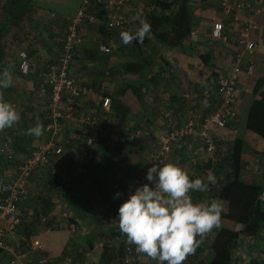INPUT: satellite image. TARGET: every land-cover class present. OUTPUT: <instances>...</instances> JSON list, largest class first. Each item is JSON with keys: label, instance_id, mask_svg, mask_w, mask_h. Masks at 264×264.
<instances>
[{"label": "crops", "instance_id": "0c3cea01", "mask_svg": "<svg viewBox=\"0 0 264 264\" xmlns=\"http://www.w3.org/2000/svg\"><path fill=\"white\" fill-rule=\"evenodd\" d=\"M82 1L33 0V13L27 14L20 23V28L22 25H27L25 32L29 34L28 38L18 41L15 35L21 34L22 31L20 28H12L1 40L4 62L0 71L8 70L12 75L13 83L6 89H0V94L13 107L16 105L15 100L22 104L21 109H18L19 106L16 108L18 112L21 111V119L12 127L0 130V141L4 132L15 133L11 142L16 154L13 166L0 165L1 179L6 174L14 175L10 171H15L14 167L25 160L41 142L48 139L44 128L49 122L50 115L49 87L42 84L43 74L59 55V40L67 21L75 15ZM150 1L130 0L124 3L122 11L128 22L121 29L107 30L105 25L100 29L98 23L82 25L85 40L75 61L71 64L70 75L78 84L102 89V94L110 99L108 110L100 111V123L93 132L97 143L100 142L98 149L104 142L112 145L120 141L124 147V162L114 171L120 186L107 201L95 197L93 193L89 194V200L85 198L87 180L83 176V171L78 169V165L83 159L84 131L87 127L79 126L74 119L83 109L77 102L74 118L65 116L60 120L64 135L59 139L62 154L58 159V165L43 169L37 176H32L29 179L27 191L21 198L24 211L22 225L10 241L14 243L20 237H26L31 242L41 244L40 248L30 251L31 262L47 258L66 264H79L72 260V255L85 239L92 240L96 245L93 225L101 216L105 215V223H109V226L112 224L113 227H111L116 228L115 221H119L117 218L119 206L127 198L123 181L137 174L138 169L148 164L149 154L162 142L166 128H177L184 123L182 120L187 118L186 114L178 121L175 118L168 121L166 115L169 117L171 113L177 112L180 95L193 98L195 88L200 89L199 87L202 88L213 82L215 74L212 71L226 66V50L222 49L220 44H211L209 40L211 25L214 21H222L229 33L233 28L231 18L223 15L218 8L217 0H192V32L190 44L187 47L165 48L150 34L146 35L142 42L134 39L125 45L120 33L135 32L139 29L140 20H146V14L152 8ZM51 14L54 16L52 17ZM251 38L255 48L253 52L245 53L242 66L251 63L254 72L250 75L243 72L239 78L238 113L235 119L229 121L230 127L211 128L212 135L225 145L235 138L244 137L249 106L263 87L261 79L264 73V16L257 20V28ZM99 44L109 46L110 53L99 52L97 48ZM19 49L27 52L31 63V70L27 76L21 75L18 71ZM138 49L142 51V54ZM204 52H208L212 57L215 65L212 71H207L198 57ZM136 61L141 63L142 71L138 73L118 71L125 62L135 63ZM124 83H132L142 88L143 96L140 102L130 90H126L121 97L117 95L116 91ZM19 96L22 98L17 99ZM114 100L125 107L122 114L120 112L115 114L113 111ZM31 109H33L32 113ZM197 110L199 107L195 109ZM37 123H42L44 126L42 135L39 137L29 135L27 130ZM192 142L194 144L193 139ZM176 146L172 145L171 154H168L165 164L172 162L179 165L175 151L179 146ZM197 150L200 151L198 148ZM186 152L190 153L188 150ZM194 155L191 153L190 158L194 159ZM241 160L240 178L245 183H254L257 187H261L263 192L261 197L264 200V160L263 165H260L258 156L248 147L242 152ZM190 162L186 161L180 167L184 170L191 169L187 171L191 178L200 176L201 171H195V167ZM55 182L59 185L52 188ZM216 184L218 185V182ZM41 188L43 190H40ZM39 190L44 192L41 194ZM35 191L39 192L34 194ZM117 192L121 193L119 197H115ZM197 193L193 192L192 196L196 198V196L204 195L202 192L197 191ZM223 206H225L224 203ZM65 223L75 224L76 232L71 233L65 227ZM231 228L240 230L241 225L232 223ZM259 237L261 240L258 239V241L252 238L240 240L233 254L232 264H245L248 259L259 257L264 259V230ZM210 255V252L203 248L199 259L207 262ZM102 261L101 250L95 246L94 250L87 254L83 264H100ZM0 264H8L5 254H0Z\"/></svg>", "mask_w": 264, "mask_h": 264}, {"label": "built area", "instance_id": "2783aa9c", "mask_svg": "<svg viewBox=\"0 0 264 264\" xmlns=\"http://www.w3.org/2000/svg\"><path fill=\"white\" fill-rule=\"evenodd\" d=\"M128 1L130 0H83L75 15L67 21L59 40V55L54 63L48 66L42 79V84L49 87L50 115L49 122L44 128L48 139L41 142L25 160L14 167L15 171H10L14 175L6 174L3 179H0V254L7 256L8 264H66L47 258H40L35 262H31L29 259L30 251L40 248L41 244L31 242L26 237H20L14 243L10 239L15 236L22 225L24 211L21 206V198L27 191L29 179L32 176H37L39 171L43 169L54 168L58 165V159L62 154V147L59 145L61 140L59 139L64 135V128L60 120L65 116L74 118L73 114L77 102L82 105L83 109L74 119L79 126L87 127L84 131L83 152L87 148L90 150L95 148V139L91 130L99 126L100 111L108 110L110 99L102 94V89L76 83L70 75V67L85 40L82 25L84 23L97 24L96 8L104 5L107 11L104 25L107 30L121 29L128 22L122 11L123 4ZM217 4L223 15L231 18L233 23L230 33L226 31L225 25L220 20L214 21L210 30V43L220 44L222 49L227 52L226 66L219 68L217 71H212L215 75L211 85H206L205 88L198 91L199 96L195 92L193 95V98L198 96L199 106L202 107L198 111L203 113L206 108L205 104L211 100L212 95L216 99V109L201 119H199L200 117L197 116L195 110L189 109L186 121L178 130L165 131L159 147L155 152L149 154L148 164L141 167L137 174L123 181L127 196L134 191L136 186L149 183L146 180L147 169L153 163L165 164L166 156L171 152L172 145L184 146L186 151H191L196 143H201L202 149L205 148V152L211 156L210 160L212 162L216 161L215 155L219 153V149L221 150L222 147L220 144H216L211 128L225 127L226 123L231 119H235L238 113L237 84L239 78L243 72L247 75L254 72L252 64L246 63L243 67L242 60L245 53L254 51L255 44L251 35L257 28V20L264 16V0H217ZM51 16L53 17L54 14H51ZM97 48L101 53L108 54L111 51V48L105 44H99ZM17 57L19 73L27 76L31 70L27 52L24 49H19ZM166 118L168 121L172 120L168 115H166ZM196 126L199 128L195 129ZM197 130L200 131L197 132ZM14 136V132H4L0 141V157L8 162L9 167L13 166L12 164L16 159L11 142ZM184 139L186 141H183ZM198 152L196 149L194 154ZM208 170L215 174L212 167ZM208 170L205 172L206 176ZM212 186L218 188L217 184H210L208 191L202 192L203 196H196V198L192 196L194 202H208L214 198L210 193ZM196 194L198 193L196 192ZM65 225L71 233L76 232L75 224L65 223ZM210 236V231H208L197 237V240L204 241L205 238ZM101 244L100 241H97L96 247L101 248ZM199 245L201 246L200 242L197 246ZM124 249L125 253L121 264H156L154 259L138 252L136 245L129 241L125 244ZM188 255L182 264H189Z\"/></svg>", "mask_w": 264, "mask_h": 264}, {"label": "trees", "instance_id": "16d2710c", "mask_svg": "<svg viewBox=\"0 0 264 264\" xmlns=\"http://www.w3.org/2000/svg\"><path fill=\"white\" fill-rule=\"evenodd\" d=\"M0 1L1 67L4 62L1 40L4 34L8 33L10 29L20 28V23L27 14L33 13V0ZM150 3L152 8L146 14V21L151 25L150 36L165 48L181 49L189 46L193 20V6L191 0H151ZM96 12L97 23L101 29L106 22L104 5L98 6ZM138 48L141 49L140 46H138ZM139 51L140 54H142V51ZM198 57L202 65H204V67L206 66L207 71L213 70L215 65L208 52H204ZM142 70L143 67L139 61L135 63L125 62L118 69L121 73H138ZM261 83L263 89L260 87L261 90L258 91L257 97L251 102L248 109L244 137L242 139L235 138L229 141L230 143H226V145L216 139V137L214 138L216 144H220L222 147L221 150L219 149V153L215 155V162L210 160L211 156L205 152V148L202 149L201 143H196L190 153L186 152L184 146H180L175 150L177 153L176 161L179 163L178 166H181L186 161H191L190 164L195 167L194 170L201 171L200 176L203 177L206 176L205 172L212 167V170L215 171L218 188L212 186L210 193L214 197L220 198L225 204L221 213L219 225L211 229V236L205 238L204 241L200 240L201 246H196L195 250L188 255L189 264H232L234 259L233 254L238 248L240 240L252 238L254 241H258V239H260V233L264 230V200L261 197L263 193L262 188L257 187L254 183H245L240 178V171L242 170L241 155L246 147H248L253 154L258 156L260 165H263L264 73ZM205 86L202 88L199 87L200 89L195 88L194 92L199 96L200 93H198V91L205 88ZM126 90H130L139 102L142 100L143 94L140 86L132 83H124L119 87L116 93L121 97ZM197 97L186 98L180 95L177 102V112L174 114L171 113L172 117H169L171 119L175 118L176 121H178L181 117L184 118L189 109L195 110L198 107L200 109L201 107L199 103H197L199 100ZM214 98V95H212L211 100L205 104L206 108L203 113L198 110L196 111L198 114L197 116L200 117L199 119L204 118L216 109V99ZM113 102V111L115 114H117V112L122 114L125 111V107L116 100ZM196 105H198V107H196ZM183 121L185 122L186 119L184 118L182 122ZM181 125H179V127ZM230 126L231 124L227 122L226 126L220 129H226ZM179 127L172 128L171 130H178ZM196 128L199 127L196 126L195 129ZM169 130V128H166L165 131ZM199 131L200 130H197V132ZM91 133L95 139V148L92 150L87 148L85 150L83 159L78 165V169L83 171V176H85L87 180L85 185L87 189L85 198L89 200V194L93 193L95 197H100L107 201L120 186L114 171H116V168L121 167V164L124 162V147L121 145L120 141L112 145L104 142L101 148L98 149L100 142L97 143L93 130H91ZM134 133L133 131V136ZM183 141L186 140L184 139ZM155 148L150 154L156 151L157 148ZM197 148L199 150L202 149L205 153L201 150L195 153L193 156L194 159H191L190 154L194 153ZM170 154L171 153H169V155ZM0 165L5 167L8 165V162L3 157H0ZM138 171H140V169H138ZM58 185L59 183L55 182L52 188H56ZM125 196L128 198L126 194ZM105 219L106 217L104 215V217L102 216L93 225L95 240L102 243L100 250L103 261L100 264H121L125 253V244L128 241L127 236L120 231L119 221H115V219L114 221L117 226L116 228H112V224V227L109 226V223H105ZM232 223L240 224L241 229L235 230L231 228ZM94 245L95 243H93L92 240H83L72 255V260L76 263L83 264L87 254L94 250L96 246ZM203 248L204 250H208L211 254L207 262L199 259ZM245 264H264V259L261 257L248 259Z\"/></svg>", "mask_w": 264, "mask_h": 264}, {"label": "clouds", "instance_id": "9594fccd", "mask_svg": "<svg viewBox=\"0 0 264 264\" xmlns=\"http://www.w3.org/2000/svg\"><path fill=\"white\" fill-rule=\"evenodd\" d=\"M151 25L144 19L135 32L122 31L120 37L127 45L142 42L150 34ZM8 70L0 71V89L12 86ZM21 119L20 113L0 94V130L12 127ZM43 124L30 127L29 135H42ZM145 183L136 186L119 206L120 231L136 250L154 259L156 264H182L195 250L202 236L219 225L223 201L214 197L208 202H194L192 192H206L217 182L208 170L206 177L191 178L189 173L175 163H153L146 172ZM120 192L115 194L119 197Z\"/></svg>", "mask_w": 264, "mask_h": 264}, {"label": "rangeland", "instance_id": "374dc122", "mask_svg": "<svg viewBox=\"0 0 264 264\" xmlns=\"http://www.w3.org/2000/svg\"><path fill=\"white\" fill-rule=\"evenodd\" d=\"M191 2H192V0H191ZM218 8L220 9L219 5H218ZM71 11H72V9H71ZM30 17H31V16H30ZM26 27H27L26 24L21 26V28H20V30L22 31L21 34H19V33L16 34V33H15V34H16L15 36H17L16 39H17L18 41H20V40L23 41L22 38H23L24 40H25L26 38H28V35H29V34L25 32ZM27 32H28V31H27ZM13 36H14V35H13ZM14 38H15V37H14ZM20 98H22V97H21V96L17 97V99H20ZM15 102H16V105H15L14 107H15V108H18V106H19L18 109H21V105H22V104H20V102H19L18 100H15ZM32 111H33V109H31L30 112L32 113ZM20 112H21V111H20ZM20 112H19V113H20ZM185 170H186V171H191V169H188V168H185ZM41 171H42V170H41ZM40 190H43V189L41 188ZM40 190H39V191H40ZM39 191H35L34 194L37 193V192H39ZM43 192H44V191H40L41 194H42ZM100 211H101V213H103L102 210H100ZM101 217H102V216H101ZM40 223H41V222H40ZM97 249L99 250L100 248H97Z\"/></svg>", "mask_w": 264, "mask_h": 264}]
</instances>
